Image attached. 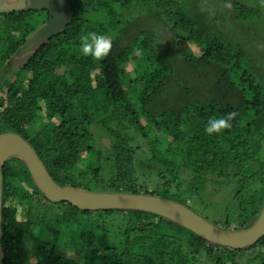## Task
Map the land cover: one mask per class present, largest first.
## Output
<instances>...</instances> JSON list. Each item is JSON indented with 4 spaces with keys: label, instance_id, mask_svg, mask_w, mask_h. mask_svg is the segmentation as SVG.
Returning a JSON list of instances; mask_svg holds the SVG:
<instances>
[{
    "label": "trees",
    "instance_id": "obj_1",
    "mask_svg": "<svg viewBox=\"0 0 264 264\" xmlns=\"http://www.w3.org/2000/svg\"><path fill=\"white\" fill-rule=\"evenodd\" d=\"M67 1L71 20L7 81L0 133L26 139L61 186L140 193L136 170L156 173L160 190L141 193L189 207L181 198L188 192L224 210L222 227L229 220L236 230L250 226L264 202V0ZM208 3L214 13L200 11ZM138 7L144 13L121 21ZM37 18L50 16L45 10L0 13V76ZM87 32L111 38L108 56L95 60L80 52ZM232 112L230 129L205 133L210 118ZM129 126L147 141L148 153L138 155L130 145L133 137L122 133ZM226 191L233 201L217 197ZM15 203L27 206L25 219H17ZM1 224L2 264H264V235L234 249L154 213L52 202L16 158L2 167ZM65 241L78 246L81 262L57 251Z\"/></svg>",
    "mask_w": 264,
    "mask_h": 264
},
{
    "label": "water",
    "instance_id": "obj_2",
    "mask_svg": "<svg viewBox=\"0 0 264 264\" xmlns=\"http://www.w3.org/2000/svg\"><path fill=\"white\" fill-rule=\"evenodd\" d=\"M45 10L50 19L37 27L13 55L17 60L29 57L51 36L61 32L71 20L72 12L67 0H0V13L14 11ZM12 60V61H15ZM23 63V62H22ZM104 148L110 147V139L102 137ZM12 158L21 160L36 188L52 202L67 201L79 209H133L154 213L191 231L208 243L234 249L253 245L264 235V202L255 221L247 228L228 229L214 224L187 205L148 193L89 191L61 186L56 183L36 151L14 132L0 133V240L2 237V167ZM4 253L0 243V264Z\"/></svg>",
    "mask_w": 264,
    "mask_h": 264
},
{
    "label": "rangeland",
    "instance_id": "obj_3",
    "mask_svg": "<svg viewBox=\"0 0 264 264\" xmlns=\"http://www.w3.org/2000/svg\"><path fill=\"white\" fill-rule=\"evenodd\" d=\"M178 1L193 2V0H178ZM143 10H144L143 8H139V7L138 8H132V12H128V13L124 12V14L121 17V21L131 20L134 16H138V14L144 13ZM46 21H47V18H45V19L37 18V21H35V23H37L36 26L39 27L40 25H42V23H45ZM189 47L192 49L193 53H195V54L199 53L198 49L196 48V46H194V44L190 43ZM135 59H136V56H133L131 62L133 63V61ZM13 60H15V59H13ZM21 60H23V58L12 61L9 65L8 72H6L3 76H0V95H2L3 90L7 85V81L12 80L13 75H14L13 74L14 71H16L18 69V67L22 64L23 61H21ZM123 68H124V71L128 75H131V72H132L131 63L125 64V66ZM91 75L94 76V73H92ZM67 78L70 80V78L68 76H67ZM24 85H25V83H24ZM122 133L129 134L130 136L133 137V140L130 141V145L137 149L138 155H140L143 152H146V153L149 152V145H148L147 141L144 138H142L139 134L134 132L132 127L129 126L126 130H122ZM141 165L143 166L144 164L141 163ZM18 167L19 166H17V164H15L14 173L16 176H19L20 178L23 179L22 171L16 169ZM110 176H111V173L106 168L105 171L103 172V177H104V179H108ZM135 176L137 178V187H139L141 192H144V190H146V191L160 190V185L163 183V179L161 177L157 176L156 173H142L139 170H136ZM171 192H173V189H171ZM228 194H229L228 191L221 192L217 195V197L219 199L228 198L227 197ZM181 196H182L181 198H183V197L185 198L186 203L189 204V208H191L196 213L200 214L202 217H204L208 221L213 222V220H214L215 221L214 224H217L220 227H222L220 225V223L221 224L223 222L226 223L225 218L227 215L222 214L221 211H224L222 208H221V210L218 211V206L216 203H210L209 205H205L202 200H199V197H197L195 195L193 196V194L189 195L188 192L185 194L183 193ZM191 197H193V199ZM228 201H233V199H231V197H230V198H228ZM197 203H199V204H197ZM13 205H15L14 207L16 208L17 219H25L27 217V206L22 205V204H18V203H15ZM233 212L234 211L231 210L227 214H232ZM229 221H230L228 223L229 227H223V228L234 229L235 222L233 220H229ZM30 244L31 243H30L28 237L25 236V245H26L27 250L29 251V254L31 255L30 259L33 261L34 251L32 250V247ZM57 251L64 254V255L74 257L78 262H81L83 260L82 255L78 249V246L76 244H71L69 241H65L64 244H62V247H59ZM198 254L200 256H203L205 254V252L199 251ZM244 260H245V258L242 259V261H244Z\"/></svg>",
    "mask_w": 264,
    "mask_h": 264
},
{
    "label": "clouds",
    "instance_id": "obj_4",
    "mask_svg": "<svg viewBox=\"0 0 264 264\" xmlns=\"http://www.w3.org/2000/svg\"><path fill=\"white\" fill-rule=\"evenodd\" d=\"M224 7L231 8L232 5H224ZM200 11L214 13L215 7L208 3V7H200ZM112 40L107 35L97 34L96 32H87L80 36L79 50L84 56H90L95 60H102L112 50ZM237 113H228L223 117L210 118L205 126V133L208 135L219 134L226 129H230L232 124L230 121L234 119Z\"/></svg>",
    "mask_w": 264,
    "mask_h": 264
}]
</instances>
